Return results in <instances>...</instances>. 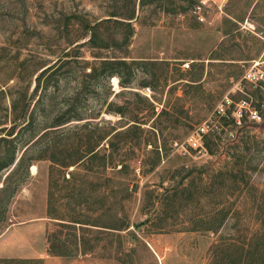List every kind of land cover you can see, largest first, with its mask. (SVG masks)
Returning <instances> with one entry per match:
<instances>
[{
    "label": "rangeland",
    "instance_id": "rangeland-1",
    "mask_svg": "<svg viewBox=\"0 0 264 264\" xmlns=\"http://www.w3.org/2000/svg\"><path fill=\"white\" fill-rule=\"evenodd\" d=\"M195 1L0 0V128H5L2 135L15 125L14 135L19 143L35 140L57 118L65 119L75 113L82 120L58 127L56 136L72 133L76 126L85 124L96 125L100 131L109 123L124 125L126 119L118 121L123 117L107 113L108 104L130 102V90L152 101L157 114L175 103L174 96L181 97L183 100L174 109L183 107L187 114L181 125L162 127V135L157 134V145H164L158 166L148 171L145 161L153 157L147 153L150 146L140 149L132 160L133 180L129 188L135 192L122 203L129 228L114 231L92 226L80 233L78 227L73 229V234L77 232L87 240L85 253L79 247L74 256L48 255L47 238L61 229L46 215L50 163H33L0 227V259H42L43 264H207L217 235L199 230L174 232L189 226L184 215L169 218L164 222L165 229L159 230L162 216L152 202L165 200L175 187L181 190L190 182L196 189L203 188L212 172L233 162V155L245 157L253 168L250 184L264 190V120L256 122L243 117L237 123L232 115L234 104L242 100L258 108L263 95L244 76L254 64L264 71V0H230L220 11L211 8L204 23H198L190 13ZM132 10V20L121 18ZM111 14L121 15L111 18ZM107 19L110 21L105 22ZM114 20L130 22L133 33L127 46L94 49L85 43L88 26L99 22L98 32L105 37L113 32L115 38H120L128 28L116 26ZM94 54L137 61L131 86L121 88L116 77V84L113 78L85 77L86 64L94 60ZM150 61L161 65H149ZM43 70L45 74L36 88V77ZM155 71L162 75L152 82L150 77ZM178 71H189V76L200 74L201 86L188 88L186 95L180 86L173 90L174 96L170 95V79ZM144 80L152 82L153 87H141ZM121 90L123 93L115 96ZM25 95L28 101L24 112L14 123L11 101L20 107L17 100ZM226 99L232 102L229 107ZM220 107L223 112L218 113ZM124 111L129 118V108ZM220 116H225L229 125L221 126ZM159 121L166 126L167 116ZM204 122L209 128L203 136L204 149L199 152L187 146L186 138ZM146 135L152 140L151 135ZM24 148L21 144L18 156ZM5 173L0 176L1 182ZM96 183L103 184L104 180ZM249 202L250 198L238 197L234 207L242 211ZM256 202H264V197L256 198ZM252 226L243 213L234 214L221 233L236 236ZM68 232L62 229L59 235L63 238Z\"/></svg>",
    "mask_w": 264,
    "mask_h": 264
},
{
    "label": "trees",
    "instance_id": "trees-1",
    "mask_svg": "<svg viewBox=\"0 0 264 264\" xmlns=\"http://www.w3.org/2000/svg\"><path fill=\"white\" fill-rule=\"evenodd\" d=\"M141 1L144 3V0ZM119 15L121 14H111V18L120 17ZM121 18L132 20L134 11ZM104 21L108 22L110 19ZM101 23L88 26V40L85 42L88 46L94 49L110 47L118 49L128 45L133 33L130 22L114 20L116 26L125 25L128 28L120 38H115L113 32L107 37L98 32ZM93 57L94 60L86 64L88 72L85 73V77L93 80L101 78L109 80L116 77L121 88L131 86L137 61L128 62L120 57L108 58L98 54H94ZM147 63L152 66L161 65L156 61ZM189 73V71L179 72L176 77L170 79L173 84L168 90L170 95L174 96L173 90L180 86L183 87L184 95L188 88L201 86V75L197 73L195 76H189ZM44 74L45 70L36 77V88ZM161 75L162 72L155 71L150 77L151 81L157 82ZM152 82L144 80L140 85L152 88ZM122 91L124 90L117 92L115 96L122 94ZM109 92L112 94L111 88ZM130 94L133 95V100L124 104L111 101L107 110V113L123 117L118 121L126 119L127 123L121 126L109 123L102 131L96 125L90 127L89 124H85L76 126L72 133L56 136V131L60 129H57L58 127L71 121L82 120L78 113L65 119L64 116L57 118L42 130L37 139L31 138L32 140L23 143H19L17 135H14L15 125L11 126L4 135L1 132L5 131V128H0V176L3 172H7L2 182L0 179V227L6 220L8 207L21 184L29 177L30 166L37 161L47 160L50 166L46 215L57 223L61 232L62 229L69 230L63 238L59 235L60 230L48 236L46 249L48 255L74 256L78 253L79 247L81 253H85V249L88 250L87 240L77 232L73 234V229L75 231L76 227L79 233L88 231L86 229L92 226L114 231L129 228V223L124 221L126 215L122 203L135 192L134 189L129 188L133 180L132 160L136 158L140 149L145 150L150 146L147 153L152 154L153 157L145 162L149 166L148 171H152L160 163L161 151H164V145H157V134L162 135V127H178L181 125V119L187 117L183 107L174 109L175 104L183 100L181 97L174 96L175 103L163 107L157 114L152 101L140 96L136 91L130 90ZM17 101L20 107H17L14 100L10 105V110L14 114V123L23 114L28 99L25 95ZM126 108L131 111L129 118L125 116ZM162 116H167L166 126H161L159 120ZM224 120L225 116L219 117L220 125H229ZM232 123L235 122L232 120ZM146 125H149L148 128L143 127ZM146 134L151 135L152 140ZM42 140L45 142L38 146ZM21 144L25 148L18 156ZM204 147L209 149L207 143H204ZM232 158L233 162L229 166L227 163L226 168L214 171L208 176L203 188L196 189L190 182L181 190L175 187L165 200L152 202L154 203L152 205L159 207L157 211L162 216L161 226H158V229H165L164 222L169 218L177 219L180 215H184L189 226L174 232L199 230L217 235L209 249L207 264H264V202H256V198L264 197V190L250 184V173L253 168L249 166L245 157L233 155ZM70 168L72 169L69 170ZM101 178L104 183L97 184L96 181ZM238 197L250 198L252 203L249 202L240 211L234 207ZM197 210L200 212L198 215L195 214ZM240 213H243L253 226L236 236L223 235L222 228L229 218ZM147 222L148 220L144 223ZM0 264H43V261L4 258L0 259Z\"/></svg>",
    "mask_w": 264,
    "mask_h": 264
},
{
    "label": "built area",
    "instance_id": "built-area-1",
    "mask_svg": "<svg viewBox=\"0 0 264 264\" xmlns=\"http://www.w3.org/2000/svg\"><path fill=\"white\" fill-rule=\"evenodd\" d=\"M230 0H196L192 9L191 15L198 23L205 22V14L211 9L222 10V8ZM244 79L257 87L262 92V98L258 102V108L250 106V102L242 100L234 104L232 111L233 117L239 123L240 118L246 117L251 121L260 122L264 120V71L257 69V64H254L251 69L246 73ZM232 102L228 99L225 100L226 107H229ZM223 112L222 107L219 108L218 113ZM208 124L206 122L199 125L195 130L186 138V144L194 150L201 152L203 148V136L208 132Z\"/></svg>",
    "mask_w": 264,
    "mask_h": 264
},
{
    "label": "bare ground",
    "instance_id": "bare-ground-1",
    "mask_svg": "<svg viewBox=\"0 0 264 264\" xmlns=\"http://www.w3.org/2000/svg\"><path fill=\"white\" fill-rule=\"evenodd\" d=\"M113 83L116 84L117 83V79L113 78ZM34 167V166H33Z\"/></svg>",
    "mask_w": 264,
    "mask_h": 264
}]
</instances>
